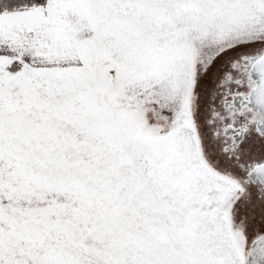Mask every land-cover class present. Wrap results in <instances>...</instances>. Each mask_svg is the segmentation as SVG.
<instances>
[{
	"label": "snow or ice",
	"instance_id": "1",
	"mask_svg": "<svg viewBox=\"0 0 264 264\" xmlns=\"http://www.w3.org/2000/svg\"><path fill=\"white\" fill-rule=\"evenodd\" d=\"M0 264H264V0H0Z\"/></svg>",
	"mask_w": 264,
	"mask_h": 264
}]
</instances>
